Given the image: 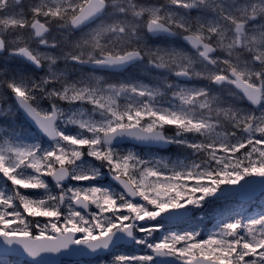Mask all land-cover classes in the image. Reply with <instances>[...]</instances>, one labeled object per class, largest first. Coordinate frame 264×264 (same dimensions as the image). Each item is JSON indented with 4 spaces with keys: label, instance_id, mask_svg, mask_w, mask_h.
I'll list each match as a JSON object with an SVG mask.
<instances>
[{
    "label": "snow or ice",
    "instance_id": "obj_1",
    "mask_svg": "<svg viewBox=\"0 0 264 264\" xmlns=\"http://www.w3.org/2000/svg\"><path fill=\"white\" fill-rule=\"evenodd\" d=\"M0 54V264H264V209L197 227L264 198V0H0Z\"/></svg>",
    "mask_w": 264,
    "mask_h": 264
},
{
    "label": "rangeland",
    "instance_id": "obj_2",
    "mask_svg": "<svg viewBox=\"0 0 264 264\" xmlns=\"http://www.w3.org/2000/svg\"><path fill=\"white\" fill-rule=\"evenodd\" d=\"M6 59L10 60V62H12V63L19 64L21 67H23V62L20 61V60H11V58H7L6 56H4V58H1L2 61L6 60ZM108 78L109 79H114V77H108ZM18 123H21L24 127L30 129V127L28 126V124L23 119L18 118ZM30 134L31 135H35V132L34 131H31V129H30ZM169 134H171V133H169ZM45 146H47V145H45ZM122 147L123 148H132L133 147V144H131V143H125V144H122ZM136 150H138V149H136ZM153 151H154V153L157 156H162V157H164L166 159H170V160H176L178 158L179 159H183L184 158L183 155H181L175 147H173L171 150H168V151H164V150H161V149L153 148ZM100 183H102L104 185L112 184L113 187H116V185L113 182H110L107 178H105L104 180L100 181ZM21 191H27L29 193L36 194L38 192H41L42 190H23L22 189ZM263 202H264V199L260 201V203H263ZM221 205L222 206H218L214 211L210 212L207 215V217H205L203 219V222L209 221L210 219H212V217H216L217 219H220L221 220L223 213H225L227 211H234L235 209L237 210L238 207L240 208V210H243V207H241V205L225 204L223 202H221ZM201 216H203V213H198L197 220H199ZM28 219H30V220H32V219L39 220L40 223H41V225H43L45 222H48L50 219H53V218H46V217L32 218V217H29ZM218 222H219V220H218ZM190 224L196 225V221H189L186 224H184L183 227H172V230H174V231H183V230L189 229ZM199 225L200 224H198L197 227H199ZM216 230H217V228L208 230V232L206 234V237H207V235L210 232H213V231H216ZM33 231H35V229H33ZM49 231H50V229H49ZM162 234H163V232H160V233H157L156 235L157 236H160ZM202 235H203V233L201 232V236ZM121 251L122 252H133L134 251L136 254H139V251L140 250H139V248H136V249L131 248L129 250H126V249L123 248ZM117 254H119V253H117ZM106 258L108 260L111 259L110 256H107ZM100 259H101V257L100 258H97L96 260H92V261H83L84 262L83 264H99ZM10 262H11V264H28L26 262H21V261H16V260H10Z\"/></svg>",
    "mask_w": 264,
    "mask_h": 264
},
{
    "label": "water",
    "instance_id": "obj_3",
    "mask_svg": "<svg viewBox=\"0 0 264 264\" xmlns=\"http://www.w3.org/2000/svg\"><path fill=\"white\" fill-rule=\"evenodd\" d=\"M256 179H259V178H256ZM69 249H62L60 253H43L42 255L47 257L51 261V264H57V262L60 260L61 257L77 258V257L82 256L81 254L77 255L75 252H72ZM30 259L33 260L34 258L30 257Z\"/></svg>",
    "mask_w": 264,
    "mask_h": 264
}]
</instances>
